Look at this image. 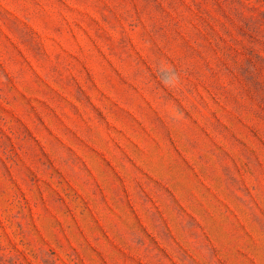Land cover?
<instances>
[{"label": "rangeland", "instance_id": "374dc122", "mask_svg": "<svg viewBox=\"0 0 264 264\" xmlns=\"http://www.w3.org/2000/svg\"><path fill=\"white\" fill-rule=\"evenodd\" d=\"M0 264H264V0H0Z\"/></svg>", "mask_w": 264, "mask_h": 264}]
</instances>
